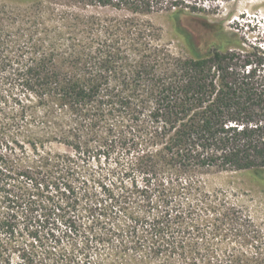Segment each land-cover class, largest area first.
<instances>
[{
    "label": "trees",
    "instance_id": "16d2710c",
    "mask_svg": "<svg viewBox=\"0 0 264 264\" xmlns=\"http://www.w3.org/2000/svg\"><path fill=\"white\" fill-rule=\"evenodd\" d=\"M75 1L101 7H125L135 13L161 8L150 0ZM28 26L30 36L23 39L21 27L0 24V47L10 43L20 51L29 44L34 54L27 57L29 65L25 62L14 73L0 72V84L11 85L18 79L23 90L33 92L40 103L47 95L57 98L60 107L66 109L64 116L75 126L73 132L68 131L70 135L65 130L50 131L47 139L72 138L75 132L92 131L101 120L108 118L105 141L113 144L118 139L128 147L142 144L145 150L139 155L137 165L121 175L107 171V176L114 181L106 183L105 176L93 184L84 181L85 187H79L82 194L76 191L75 185L61 181L70 168L69 156L40 151L41 140L29 143L36 155L32 165L15 168L9 164L8 154L0 150V264H14L11 252H17L20 258L15 264H37L33 251L18 243L22 234L18 226L19 212L23 210H26L24 220L32 222L28 209L36 197L44 196L39 193L40 187L45 191H62L64 197L60 214L63 227L56 233H47L37 251L38 256L47 258V264H113L115 259H121L124 264H205L202 262L205 254L201 251H209V246H198L203 232L217 231L224 226L231 235L240 236L245 227L251 226L249 220L232 208L218 212L204 225L206 228L191 224L188 219L194 215L193 207L183 201L187 194L199 193L194 184L198 174L264 170L262 52H248L242 47L223 50L215 47L184 59L168 54L170 60L163 67L159 66L161 56L144 63L140 61L135 80L138 76L148 87L140 102L134 103L129 90L106 85L110 75L119 74L122 63L107 55L100 59L101 68L70 70L65 61L58 62L53 55L43 54L38 58L35 54L44 42L32 39L36 24L30 22ZM65 29L71 34L69 49L74 64L84 56V32L72 23L65 25ZM114 45H109L110 53L124 52ZM198 46L195 44L196 48H202ZM21 56L15 52L9 60L15 63ZM48 61L51 67L45 68L44 63ZM33 64L44 68L38 70ZM13 100L17 101L18 118L6 110L0 97V148L8 146L3 135L17 126L18 119L25 115L36 118L31 107L20 99ZM140 115L147 119L148 125L142 126ZM126 117L138 125L125 123ZM12 143L21 146L16 141ZM47 173L52 176L51 181L47 180ZM137 174L141 176V185ZM130 176L133 177L130 179ZM165 176L170 177L173 187H167L163 181L153 183ZM182 176L192 180L182 185ZM35 239L39 237L36 235ZM64 239L71 240L72 252L56 257L47 255L53 247L51 242L58 245ZM12 243L15 245L11 246ZM101 246L109 249L107 261L91 257ZM259 257L258 264H263L264 257Z\"/></svg>",
    "mask_w": 264,
    "mask_h": 264
},
{
    "label": "rangeland",
    "instance_id": "374dc122",
    "mask_svg": "<svg viewBox=\"0 0 264 264\" xmlns=\"http://www.w3.org/2000/svg\"><path fill=\"white\" fill-rule=\"evenodd\" d=\"M150 1L161 8L150 13H135L125 7H101L81 4L75 0H0V24L6 26L12 23L14 28L21 27L22 30L19 31L23 33V39H27L30 36L28 25L30 22L35 23L36 31L32 39H41L44 42L35 56L40 58L43 54L46 57L53 55L58 62L65 61L66 68L70 70L76 67L87 70L101 68L103 64H100V59L107 55L118 64L122 63L119 74L110 75L106 85L114 89L122 87L126 91L129 90L128 95L134 103L140 102L148 87L138 76L135 80L136 66L140 61L144 63L161 56L163 60L159 66L163 67L166 66L164 62L170 60L169 57L184 59L206 53L215 47L221 50L242 47L248 52H262L264 55V0ZM70 23L77 24V29L84 32V56H80L78 62L74 64L69 49L71 34L65 29V25ZM111 44L116 48L120 46L124 52L110 53L108 47ZM195 44L197 47L201 45L202 48H196ZM32 51L29 44L20 51L10 43L0 47V72L14 73L25 62L29 65L30 60L27 57L34 56ZM15 52L22 56L12 63L9 57L11 58ZM3 56L7 58L4 59ZM32 66L38 70L51 67L49 61L44 63V67L41 64ZM18 81L13 80L11 85L0 84L1 100L4 101L6 110L14 113L16 118L18 105L13 98L22 100L31 107L36 118L22 116L17 120V126L10 128L3 135L8 146L1 147L0 150L8 154L9 164L13 167L35 164L33 161L36 155L29 143L35 139L41 140L43 143L38 148L40 151L50 150L69 156L70 168L62 175L61 181L75 185L76 191L79 190L82 194L83 190L79 187H85L84 181L93 184L105 176L106 183L112 182L113 177L107 176V171H117L121 175L128 168L137 165L139 155L145 148L142 144L128 147L118 139L113 144L105 141L108 118L101 120L92 131L79 134L75 132L72 138L47 139V133L50 131L65 130L70 135L68 131L73 132L75 124L64 116L66 109L60 107L56 97L47 95L44 102L40 103L38 97L33 92L23 90ZM127 118L125 123L138 125L129 122ZM139 119L142 126L148 125L143 115H140ZM116 125L120 128L118 124ZM12 141L21 146H15ZM140 177L138 175L137 179L141 185ZM129 178L125 180L128 181ZM47 180H52L49 173ZM191 180L190 177L182 176L180 183L185 185ZM195 180L197 181L194 184L199 193L187 194L183 201L191 204L194 210V215L188 222L204 227L218 215V212L224 208H232L251 223V226L245 227L246 233L243 231L240 236L231 235L224 226L217 231L203 232L202 240H198V246L202 248L207 244L209 251H201L205 254L202 262L245 264L247 261L249 264H258L261 259L259 256L264 257V170L203 173L195 176ZM160 181L167 187H173L169 176L156 179L153 183ZM61 192L55 189L45 191L40 187L39 193L44 196L36 197L35 203L28 209L32 222H29V219L24 220L26 210L19 212L18 231L21 228L22 234L18 243L27 245L33 251L37 257V264H47V258L37 254L39 248L43 246V237L50 232L56 233L63 227L60 224V214L64 208L61 203L64 198ZM59 207L61 210H58ZM36 235L39 240L35 239ZM51 243L53 247L47 253L50 257L72 252L70 239H64L58 245ZM14 245L12 243L11 246ZM91 257L94 260L107 261L110 259L109 249L101 246L100 251L91 253ZM11 258L14 264L20 261L17 252H11ZM113 264L124 263L121 259H115Z\"/></svg>",
    "mask_w": 264,
    "mask_h": 264
}]
</instances>
